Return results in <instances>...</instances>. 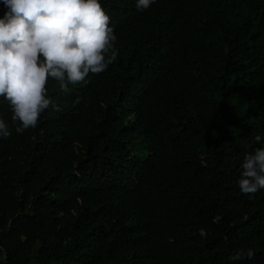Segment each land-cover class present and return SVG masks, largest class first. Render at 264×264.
Segmentation results:
<instances>
[{"label": "trees", "instance_id": "16d2710c", "mask_svg": "<svg viewBox=\"0 0 264 264\" xmlns=\"http://www.w3.org/2000/svg\"><path fill=\"white\" fill-rule=\"evenodd\" d=\"M99 2L114 64L23 133L0 97V264H264V0Z\"/></svg>", "mask_w": 264, "mask_h": 264}, {"label": "clouds", "instance_id": "9594fccd", "mask_svg": "<svg viewBox=\"0 0 264 264\" xmlns=\"http://www.w3.org/2000/svg\"><path fill=\"white\" fill-rule=\"evenodd\" d=\"M155 0H136L143 11ZM0 97L7 102L16 133L37 127L40 115L61 112L48 92L49 80L61 92L104 73L119 55L110 16L99 0H0ZM12 131L0 118V137ZM261 136H256L257 142ZM239 190L253 195L264 189V147L245 153L240 165ZM251 248L228 257L252 259Z\"/></svg>", "mask_w": 264, "mask_h": 264}]
</instances>
